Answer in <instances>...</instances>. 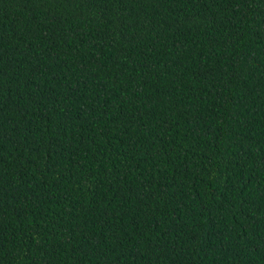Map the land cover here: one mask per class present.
<instances>
[{"label":"trees","instance_id":"obj_1","mask_svg":"<svg viewBox=\"0 0 264 264\" xmlns=\"http://www.w3.org/2000/svg\"><path fill=\"white\" fill-rule=\"evenodd\" d=\"M0 264H264V0H0Z\"/></svg>","mask_w":264,"mask_h":264}]
</instances>
